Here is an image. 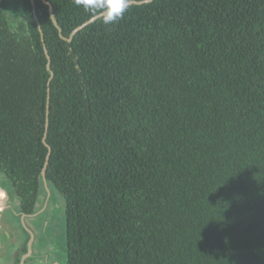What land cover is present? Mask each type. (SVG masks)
<instances>
[{
    "label": "trees",
    "instance_id": "trees-1",
    "mask_svg": "<svg viewBox=\"0 0 264 264\" xmlns=\"http://www.w3.org/2000/svg\"><path fill=\"white\" fill-rule=\"evenodd\" d=\"M129 1L0 0L7 192L61 194V264H264V0Z\"/></svg>",
    "mask_w": 264,
    "mask_h": 264
},
{
    "label": "rangeland",
    "instance_id": "rangeland-1",
    "mask_svg": "<svg viewBox=\"0 0 264 264\" xmlns=\"http://www.w3.org/2000/svg\"><path fill=\"white\" fill-rule=\"evenodd\" d=\"M0 180L1 190H11L2 182V177ZM40 182V197L34 214L23 216L18 211L16 197H14V201L17 205L11 204L12 216L6 212L1 224L12 234V239L8 244L0 245V255L2 256L0 259H5L7 254L11 257L14 243L17 244V247L18 245L22 247L23 243L20 240L27 239V251L24 258L30 259V264H50L52 261L61 264L65 261L64 199L51 184L43 179ZM0 263L2 262L0 261Z\"/></svg>",
    "mask_w": 264,
    "mask_h": 264
},
{
    "label": "clouds",
    "instance_id": "clouds-1",
    "mask_svg": "<svg viewBox=\"0 0 264 264\" xmlns=\"http://www.w3.org/2000/svg\"><path fill=\"white\" fill-rule=\"evenodd\" d=\"M74 3L78 7H82L86 12L100 15L102 22L105 25L118 23L121 19H123L129 7L128 0H74ZM10 204H16V203L15 201H13L9 203V205ZM7 208H8V204H7ZM23 216H30V215H23ZM24 256L25 254L22 255L21 259Z\"/></svg>",
    "mask_w": 264,
    "mask_h": 264
},
{
    "label": "water",
    "instance_id": "water-1",
    "mask_svg": "<svg viewBox=\"0 0 264 264\" xmlns=\"http://www.w3.org/2000/svg\"><path fill=\"white\" fill-rule=\"evenodd\" d=\"M151 1V0H150ZM135 3L134 1H129L128 4H132ZM100 15H95L92 18H90L88 21L84 22L82 25L78 26L77 28H75L73 30V33L77 32L78 30H80L82 27L86 26L88 23H90L91 21L97 19ZM44 142V140H43ZM45 146L48 148V152L45 158V163H44V167H46L47 164V160H48V156L50 154V147L44 142ZM44 172V168L42 169V176ZM43 180L44 177H42ZM14 201V198L10 196V194L4 190L0 189V219L3 217L4 212L7 209V204L11 203ZM12 239V234L9 233L5 227L0 223V245H4L6 244L9 240ZM25 257V256H24ZM24 257L22 259H24ZM52 264H59L58 262H54Z\"/></svg>",
    "mask_w": 264,
    "mask_h": 264
},
{
    "label": "flooded vegetation",
    "instance_id": "flooded-vegetation-1",
    "mask_svg": "<svg viewBox=\"0 0 264 264\" xmlns=\"http://www.w3.org/2000/svg\"><path fill=\"white\" fill-rule=\"evenodd\" d=\"M11 211H12V209H11V204L9 205L8 204V208H7V210L5 211V213H4V215H3V217L0 219V222L2 223L3 222V219H4V216L6 215V212H8L9 214H10V216H12L11 215ZM12 218V217H11ZM22 243H23V246L21 247L20 245H18V247H17V244H15L14 243V246H13V249L12 250H14L13 251V254L11 255L13 258H15L16 256H17V254L20 252V250H22L23 249V247H25L26 246V251H27V239H22V240H20ZM8 242H10V241H8ZM8 242H7V244H8ZM16 251H19L18 253H16ZM25 254V256H26V253H24ZM32 254H33V256H35L34 255V251H32ZM22 256V255H21ZM55 261H52L50 264H52V263H54ZM19 264H30V259H28V258H24V259H21L20 260V262H19Z\"/></svg>",
    "mask_w": 264,
    "mask_h": 264
}]
</instances>
